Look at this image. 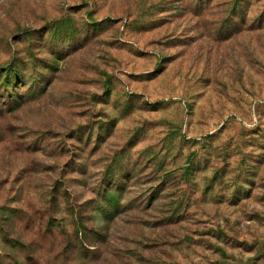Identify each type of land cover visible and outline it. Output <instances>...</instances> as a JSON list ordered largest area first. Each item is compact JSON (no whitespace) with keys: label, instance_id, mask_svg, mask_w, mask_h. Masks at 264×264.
Returning a JSON list of instances; mask_svg holds the SVG:
<instances>
[{"label":"rangeland","instance_id":"rangeland-1","mask_svg":"<svg viewBox=\"0 0 264 264\" xmlns=\"http://www.w3.org/2000/svg\"><path fill=\"white\" fill-rule=\"evenodd\" d=\"M0 219V264H264V0H0Z\"/></svg>","mask_w":264,"mask_h":264},{"label":"trees","instance_id":"trees-1","mask_svg":"<svg viewBox=\"0 0 264 264\" xmlns=\"http://www.w3.org/2000/svg\"><path fill=\"white\" fill-rule=\"evenodd\" d=\"M3 222H4V221L0 219V229L3 228V224H4ZM95 248H96V247H95ZM16 263H18V262L16 261ZM31 264H39V262L37 261V262H33V263H31ZM45 264H48V263H45Z\"/></svg>","mask_w":264,"mask_h":264}]
</instances>
